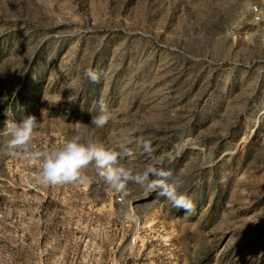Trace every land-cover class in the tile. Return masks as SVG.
I'll return each mask as SVG.
<instances>
[{
	"label": "rangeland",
	"instance_id": "obj_1",
	"mask_svg": "<svg viewBox=\"0 0 264 264\" xmlns=\"http://www.w3.org/2000/svg\"><path fill=\"white\" fill-rule=\"evenodd\" d=\"M256 4L264 8V0H0V264H72L76 253L74 264L113 255L128 264H264ZM101 97L111 115L98 128L89 123ZM28 115L40 126L27 151L9 154L8 128ZM78 132L130 149L120 163L134 174L170 171L193 210L131 181L117 191L91 165L84 182L42 183L35 154ZM117 195L139 227L122 218Z\"/></svg>",
	"mask_w": 264,
	"mask_h": 264
},
{
	"label": "clouds",
	"instance_id": "obj_2",
	"mask_svg": "<svg viewBox=\"0 0 264 264\" xmlns=\"http://www.w3.org/2000/svg\"><path fill=\"white\" fill-rule=\"evenodd\" d=\"M85 75L92 82L99 80V75L91 68L86 70ZM110 115V111L101 97L98 101L97 114L92 115L89 124L98 128L102 127L107 123ZM39 126L35 115L25 116L18 123L13 122L8 128L10 139L3 145V149L9 154L14 149L27 151L28 142L32 138L34 130ZM140 146L138 144V147ZM142 148L145 152H151L147 141L142 143ZM35 155L42 156L39 176L42 183L57 185L74 181L84 182L87 179L84 170L91 165L98 177L117 191L124 189L126 183L131 181L146 185L151 191H158V195L165 197L175 208H182L185 212L193 210L192 200L180 191L181 181L171 178L170 171L162 166H149L142 173L134 174L131 169L120 163L121 158L132 155L131 150L123 145L117 146V148L106 147L85 139L83 134L78 132L60 146L52 147L42 154L36 153Z\"/></svg>",
	"mask_w": 264,
	"mask_h": 264
},
{
	"label": "built area",
	"instance_id": "obj_3",
	"mask_svg": "<svg viewBox=\"0 0 264 264\" xmlns=\"http://www.w3.org/2000/svg\"><path fill=\"white\" fill-rule=\"evenodd\" d=\"M251 12L253 14L254 20L259 23V22H264V8L261 4H256L251 7ZM263 41H264V33H263ZM116 203L120 206V215L122 216L123 219L127 221H133V222H138V227L140 226V216L136 213V211H133L131 206L129 205L130 203L125 200V197L123 195H117L115 198ZM83 245H82V250L86 249L90 245V238H82ZM131 243L134 244L136 242L135 238H131ZM77 258V253L76 256L73 258V263H75ZM88 261V256L87 257H80L78 258V263H87ZM89 264H128L127 260H123L122 258H117L115 255L109 256L107 259L99 260V256L97 257L96 261L94 263L90 262Z\"/></svg>",
	"mask_w": 264,
	"mask_h": 264
},
{
	"label": "bare ground",
	"instance_id": "obj_4",
	"mask_svg": "<svg viewBox=\"0 0 264 264\" xmlns=\"http://www.w3.org/2000/svg\"><path fill=\"white\" fill-rule=\"evenodd\" d=\"M152 192H153V191H151L150 193H152ZM144 196H145V195H144ZM144 196H143V197H144Z\"/></svg>",
	"mask_w": 264,
	"mask_h": 264
}]
</instances>
